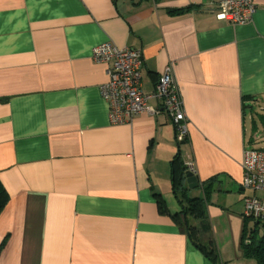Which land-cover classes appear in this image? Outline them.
I'll return each mask as SVG.
<instances>
[{
  "label": "crops",
  "instance_id": "crops-1",
  "mask_svg": "<svg viewBox=\"0 0 264 264\" xmlns=\"http://www.w3.org/2000/svg\"><path fill=\"white\" fill-rule=\"evenodd\" d=\"M219 1L0 0V264H259L243 198L264 193L246 194L241 162L264 125L247 114L264 103V0L237 25ZM105 41L141 49L145 93L172 66L182 142L165 111L110 123L92 59ZM177 155L196 166L200 215L182 213Z\"/></svg>",
  "mask_w": 264,
  "mask_h": 264
},
{
  "label": "built area",
  "instance_id": "built-area-1",
  "mask_svg": "<svg viewBox=\"0 0 264 264\" xmlns=\"http://www.w3.org/2000/svg\"><path fill=\"white\" fill-rule=\"evenodd\" d=\"M256 8V0H220L214 13L218 20L237 25L249 21ZM92 59L107 64L108 80L101 85L100 92L108 104L111 124L130 122L142 112L157 115L165 111L172 120L177 141L185 139L187 122L184 106L173 79L171 65L165 67L154 90L145 93L141 81V49L117 47L111 41H105L92 48ZM151 100L155 101V105L151 104ZM185 166L187 171L196 175V166L192 161L186 162ZM241 167L242 188L264 193V148H245ZM243 216L264 219V198L245 195Z\"/></svg>",
  "mask_w": 264,
  "mask_h": 264
},
{
  "label": "trees",
  "instance_id": "trees-1",
  "mask_svg": "<svg viewBox=\"0 0 264 264\" xmlns=\"http://www.w3.org/2000/svg\"><path fill=\"white\" fill-rule=\"evenodd\" d=\"M177 155L172 160V170H173V180L175 189L178 187L181 194V198L179 199V203L182 206V213L185 211H191L195 215H200L203 212V202L204 198L202 197H188L186 192L188 189L183 186V173L187 171L186 166ZM177 169L179 171L177 172ZM8 201V194L0 182V211L6 205ZM163 208H165L164 204H161ZM246 218V217H245ZM255 227L251 229V232L248 231L246 225L243 231V238L245 239V243L243 244V253L247 257L255 258L259 264H264V219H254ZM185 228L189 237L194 242V244L201 250V252L207 256L213 263L216 262V254L215 251L211 247H205L199 244L195 239V230L187 223L185 224ZM257 229H261L262 233L260 235L255 236L253 232Z\"/></svg>",
  "mask_w": 264,
  "mask_h": 264
},
{
  "label": "rangeland",
  "instance_id": "rangeland-1",
  "mask_svg": "<svg viewBox=\"0 0 264 264\" xmlns=\"http://www.w3.org/2000/svg\"><path fill=\"white\" fill-rule=\"evenodd\" d=\"M253 113L254 116L258 119L260 117V114H264V103H260V104H255L252 107H250L249 109H247V114L249 115V113ZM262 125V124H261ZM262 127H264V125L260 126V133L257 132L256 133V140L254 141L255 143H253L251 146H253V148H264V132H262ZM249 193L248 190H246V194ZM244 220H246V228L248 229V231L251 232V229H253L255 227L254 224V219L252 218H244ZM244 224V222H243ZM255 234V236L260 235L262 233L261 229H257L255 232H253Z\"/></svg>",
  "mask_w": 264,
  "mask_h": 264
},
{
  "label": "water",
  "instance_id": "water-1",
  "mask_svg": "<svg viewBox=\"0 0 264 264\" xmlns=\"http://www.w3.org/2000/svg\"><path fill=\"white\" fill-rule=\"evenodd\" d=\"M182 182H183V184H185L187 189H196L200 186L197 175H195L189 171H185L183 173Z\"/></svg>",
  "mask_w": 264,
  "mask_h": 264
}]
</instances>
